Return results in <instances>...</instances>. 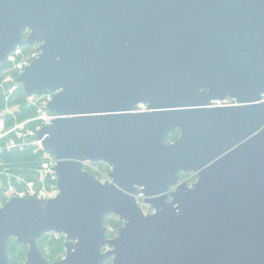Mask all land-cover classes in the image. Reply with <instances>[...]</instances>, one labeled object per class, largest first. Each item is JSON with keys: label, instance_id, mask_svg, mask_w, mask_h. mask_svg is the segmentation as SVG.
Returning a JSON list of instances; mask_svg holds the SVG:
<instances>
[{"label": "water", "instance_id": "obj_1", "mask_svg": "<svg viewBox=\"0 0 264 264\" xmlns=\"http://www.w3.org/2000/svg\"><path fill=\"white\" fill-rule=\"evenodd\" d=\"M34 44L13 83L55 92L34 139L59 193L3 204L0 264L11 239L23 264H264V0H0V64Z\"/></svg>", "mask_w": 264, "mask_h": 264}, {"label": "built area", "instance_id": "obj_2", "mask_svg": "<svg viewBox=\"0 0 264 264\" xmlns=\"http://www.w3.org/2000/svg\"><path fill=\"white\" fill-rule=\"evenodd\" d=\"M37 48L38 45H34L29 52H25L23 48L18 47L7 56L4 64H0V70L4 68L6 72L16 75L15 77L7 75L3 78V83H12L8 94H12L16 89L13 80L38 57ZM54 94L55 92L48 91L40 96L25 97L27 107L33 109L34 114L22 121H17L12 110L6 109L3 114L13 116L14 121L8 128L5 126L3 117H0V152L4 150H22L26 146H30L34 149L35 154H41L39 166L35 170L37 176L35 181L26 182L6 170L0 171V175H4L7 186L6 193L3 195L4 201L0 204V208L12 197L51 200L56 198L59 193L55 176L56 160L50 153L42 149L41 141L34 139L42 127L50 125L57 118L55 114L48 112L46 109ZM262 100L264 101V94ZM217 105L221 104L217 103ZM137 111H145V106L138 105ZM15 183L19 186L16 187Z\"/></svg>", "mask_w": 264, "mask_h": 264}, {"label": "trees", "instance_id": "obj_3", "mask_svg": "<svg viewBox=\"0 0 264 264\" xmlns=\"http://www.w3.org/2000/svg\"><path fill=\"white\" fill-rule=\"evenodd\" d=\"M25 52L30 51V47L25 46ZM7 75L15 77L16 75L10 72H6L4 68L0 70V113H4L6 109L13 110L17 109L13 116L16 117L17 121L25 120L34 114V110L27 107L26 98L22 90L21 85L16 84V89L12 94H8V90L12 86V83H3V78ZM13 116L4 115L5 126L8 128L13 124ZM178 137V131L171 134L168 138V142H173ZM40 153H34V149L30 146H26L22 150H9L0 152V171L8 170L14 176L22 178L26 182L35 181L37 176L35 170L39 166ZM96 167L105 168L109 167L103 163L94 164ZM0 182L4 186L5 178L0 175ZM16 184V183H15ZM19 185L16 184V187ZM3 187H1L0 193H2ZM107 223L117 230L122 226V222L119 221L115 216H109L105 220ZM57 237V238H55ZM115 237V233L110 234L109 238ZM63 237L61 235L56 236L53 233L45 234L38 241V248L42 253L43 257L49 262H53L60 258V254L63 252V243L61 241ZM47 248V250H45ZM9 255V264H23L26 259L27 247L17 246L15 241L11 239L7 246ZM104 264H111V259H108Z\"/></svg>", "mask_w": 264, "mask_h": 264}, {"label": "rangeland", "instance_id": "obj_4", "mask_svg": "<svg viewBox=\"0 0 264 264\" xmlns=\"http://www.w3.org/2000/svg\"><path fill=\"white\" fill-rule=\"evenodd\" d=\"M17 109H13L12 112L15 113ZM3 116V113H0V117ZM83 169L85 171H87L90 175H92L94 178H96L98 181L100 182H104L106 180H108L107 178V174L109 173L110 169L108 168L107 170H105V168H101V167H96L94 166V164H90V163H85L83 165ZM7 172H9L8 170H6ZM2 177H4V175H1ZM181 179L185 182H187L188 184H190L191 182L195 181V176H193V174H184V175H181ZM1 187H3V191L2 193H0V204L4 201V198H3V195L6 193V189H7V186H6V181L4 183V186H2L1 182H0V191H1ZM141 197H138L137 200H138V203L140 205V207L142 208L143 212L145 214L149 213V207L148 206H144L143 203L141 202L140 200ZM3 206V204H2ZM1 206V207H2ZM109 230L108 232V237H110V234L112 233H115L116 235V232L117 230H115L111 224L107 223V226H106ZM58 236V235H56ZM63 238L61 239L62 243L65 241V238L64 236H62ZM57 238V237H55ZM113 238V237H112ZM47 250V248L45 249ZM65 255V251H64V248H63V252L60 254V258L55 260V261H58V260H61ZM54 262V261H53Z\"/></svg>", "mask_w": 264, "mask_h": 264}, {"label": "flooded vegetation", "instance_id": "obj_5", "mask_svg": "<svg viewBox=\"0 0 264 264\" xmlns=\"http://www.w3.org/2000/svg\"><path fill=\"white\" fill-rule=\"evenodd\" d=\"M27 35H28V32H25L24 34H23V39H25L26 37H27ZM34 45H38V47L40 46V44H34ZM34 45H32V46H27V47H30V48H32ZM26 45H23V46H20L21 48H24ZM181 175H184V174H181ZM180 175V182H183V180L181 179V176ZM194 176V175H193ZM195 181H196V176H195V179H194ZM195 181H193V182H191L189 185H191L192 183H194ZM171 190H173V188L171 189ZM138 197H141L140 198V200H141V202L143 203V197L142 196H138ZM137 197V198H138ZM137 198H136V200H137ZM137 202H138V200H137ZM138 205H139V203H138ZM143 205L144 206H148V205H145L144 203H143ZM140 206V205H139ZM149 207V206H148ZM141 208V207H140ZM142 209V208H141ZM143 211V210H142ZM144 213V212H143ZM151 213H153V210L149 207V213H147V214H151ZM145 214V213H144Z\"/></svg>", "mask_w": 264, "mask_h": 264}]
</instances>
